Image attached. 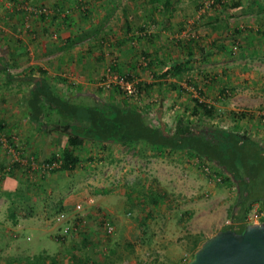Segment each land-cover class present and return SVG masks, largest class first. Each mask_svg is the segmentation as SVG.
<instances>
[{
	"label": "rangeland",
	"instance_id": "rangeland-1",
	"mask_svg": "<svg viewBox=\"0 0 264 264\" xmlns=\"http://www.w3.org/2000/svg\"><path fill=\"white\" fill-rule=\"evenodd\" d=\"M106 1L108 6L115 8L121 2L126 5L131 0ZM228 2L214 3L204 11L213 13L217 7L225 10ZM263 12L262 8L245 7L229 10L224 17L216 13L210 21L216 24V28L200 29L196 41L190 37L193 33L195 36L196 31L191 34L185 31L181 38L174 36L181 31H172L169 46L179 51L181 48L176 39L180 40L182 47L190 46L184 44L188 40L197 44L200 39H207V34L208 38L230 40L232 46L227 55L230 62L213 59L189 63L186 60L178 75L162 77L151 73L133 77L140 85H150L148 93L138 90L135 99L123 97L114 86H99L107 90V94L112 92V100L118 103L139 101L147 104L149 108L141 111L144 121L151 125L158 122L166 133L172 131L177 115L191 122L193 131L210 125L232 129L264 147V123L257 116L264 110ZM193 17V13L185 15L186 20H197L199 25L208 20L205 15ZM110 18L115 19L113 12ZM108 36L112 37L111 31L104 35ZM141 47L142 44L139 49L135 45L134 50L140 51ZM129 49L133 51V47ZM139 55L145 61L143 53ZM229 67H233V71L227 72ZM222 69L226 70L225 75L218 74ZM1 79L0 82L4 80ZM19 81H22L19 82L22 87L26 82L30 85L28 79ZM53 89L57 96L67 97L61 89ZM194 98L213 107L211 116L191 114ZM155 105L160 108L158 118L152 113ZM231 111H249L256 117L235 119ZM2 115L0 109V118ZM23 123L20 127L3 124L0 130V161L7 157L9 160L0 167V264L15 263L24 258H37L44 264H73L77 258L95 259L97 264H130L132 260L140 264H185L194 250L191 245L193 237L205 239L230 222L229 211L236 205L238 187L209 180L201 170L206 163L186 152L156 151L139 142L114 145L107 150L108 154L104 149L107 144L84 143L73 149L78 162L68 171L39 174L34 170L28 173L24 164L15 162L13 170L17 178L15 183H10L6 175L9 177V165L14 156L24 163L32 158L34 164H39L49 155L59 153L65 144L59 138L66 139V129L56 125V130H48L56 131V145L50 141L53 146L48 154H34L30 150L35 141L29 136L40 134V130L28 122ZM48 145L46 140H39L35 147L44 149ZM132 149H137V153H132ZM253 163L254 177L247 184L248 190L253 195H264V154L253 159ZM122 167H125L124 171ZM143 191L153 196L156 203L146 201ZM75 203H80L82 210L74 211ZM10 210L15 224L11 223ZM61 212L64 213L62 223L72 222L75 216H80L84 224L75 233H67L61 240H55L61 224L55 217ZM101 218H107L113 226L111 234L103 233ZM83 236L89 243H82Z\"/></svg>",
	"mask_w": 264,
	"mask_h": 264
},
{
	"label": "crops",
	"instance_id": "crops-1",
	"mask_svg": "<svg viewBox=\"0 0 264 264\" xmlns=\"http://www.w3.org/2000/svg\"><path fill=\"white\" fill-rule=\"evenodd\" d=\"M200 1L131 0L126 5L121 2L114 8L108 6L106 0H0V61L4 65L2 69L4 72L0 73V79H4L0 82V109L3 114L0 121L5 125L19 127L22 122L25 125L28 122L34 128H39L40 134L33 133L34 135L29 136L32 141H35L30 151L34 154L40 152L44 155L48 154L53 146L50 141L55 143L58 139V136L54 134L56 131H48L49 128L43 125L40 127L31 122L26 102L30 88L37 81L42 80L51 87L52 91L53 88H57L67 93V97L64 98L74 103L93 108L128 107L139 113L144 112L145 108H149L144 102L118 103L112 100V92L108 90L109 94H107L105 92L107 90L99 86V81L107 70L125 72L137 78L139 75L160 74L173 63L186 60L189 63L213 59L220 62L229 61L227 55L229 56L232 43L230 40L222 41L210 36L208 38L209 34L204 33L207 39H200L197 44L190 43L191 41L188 40L184 44L190 46L183 45L184 50L180 40L176 39L181 48L179 51L169 46L172 31H181L174 35L178 38H181L185 31L190 34L191 31H196L198 33L195 36L194 33L190 35L196 41L195 38L200 35V29L216 28V24L210 23L212 16L214 15V18L216 13H221L220 15L224 17L223 14L228 13L229 10L237 11L245 7L264 9V0H229L225 10L217 7L213 14L201 11ZM41 5L49 9L48 15L33 12L34 8ZM112 12L115 17L113 20L110 18ZM188 13H193V18L200 15L207 16V23L199 25L197 20H186L185 15ZM226 25L231 26V23H226ZM126 26L131 31L125 34ZM261 28L264 29V24ZM110 31L112 37L110 38L109 34L108 38L104 37ZM144 33L150 39L144 36ZM128 39H131L129 43H127ZM140 44L142 47L139 51ZM135 45L138 47V53L148 54L145 61L139 55L140 53L134 50ZM130 46L133 47V51H130ZM117 49H121L119 53ZM173 51L175 53H172ZM231 68L233 67H229L227 72L233 71ZM225 72L226 70L222 69L218 71V74L225 75ZM4 73H7L9 78H6L8 76ZM27 79L30 85L26 82L24 87L20 86L19 82L22 83V81L19 80L26 81ZM13 80H15L14 83ZM153 110L155 118H158L160 110L158 105H155ZM48 117L50 120L56 119V115L51 110ZM55 126L51 130H56ZM39 140H46L49 143L48 147L36 148ZM59 140L62 143L66 141L60 138ZM104 144H107L104 146L107 154L108 149L114 145L117 147L120 145L112 142L100 143L101 146ZM20 150L22 151V148ZM20 150L18 152L21 153ZM134 151L137 153V149L131 150L132 153H135ZM7 160L8 157L0 161L2 162L0 167L5 162L9 163ZM13 167L10 166L9 177L6 175L10 183H15L17 178ZM124 170L125 167H122V171Z\"/></svg>",
	"mask_w": 264,
	"mask_h": 264
},
{
	"label": "trees",
	"instance_id": "trees-1",
	"mask_svg": "<svg viewBox=\"0 0 264 264\" xmlns=\"http://www.w3.org/2000/svg\"><path fill=\"white\" fill-rule=\"evenodd\" d=\"M214 3L220 4L219 1H215ZM130 31L126 26L124 33L126 34ZM145 34L144 36L150 39ZM143 55L145 58L148 56L147 53H143ZM184 63H173L162 71L160 75L162 77L167 74H171L172 76L178 75L184 69ZM3 66L0 61V73L4 72L2 70ZM4 75L8 76L6 78H9L7 73H4ZM137 87L142 93H148L150 85L145 83L140 85L138 83ZM28 94L29 97L26 102L31 122L36 123L40 127L43 125L50 130L55 125L68 129V131L65 130V144L58 155L53 153L45 159L48 161H59L58 168L54 170H72L78 162V157L75 155L73 149L78 148L83 143L100 144L112 142L124 145L141 142L144 146L156 151L164 149L171 152H186L189 156H194L200 161L209 164V167L216 174H220L219 183H229L238 187L239 192L236 205L229 211L230 223L222 226L220 229L231 228L237 232L241 231L245 225L241 218H243L250 205L264 198V195L251 194L247 187L248 182L254 177L252 171L254 165L253 159L261 157L264 154V147L243 133L214 125L204 127L212 128V131L208 133H204L203 131L196 132L193 131L191 122L177 115L174 119L172 131L166 133L160 129L158 122L155 125L146 123L139 111L128 107L118 108L115 106L112 108L106 106L93 108L74 103L72 100L54 95L51 87L43 80L37 81L30 88ZM192 102L191 114L193 116L201 113V115L209 117L213 113V107L208 103L197 98L192 99ZM50 110L56 115V119L50 120V117H48ZM230 113L235 119H252L256 117L249 111H231ZM44 119L47 120L44 122ZM2 129L3 124L0 121V130ZM192 132L195 133L192 134ZM10 166H16V163L13 162ZM50 171L52 172L53 170ZM143 192L146 201L156 203V199L153 196L150 197L147 192ZM9 216L12 219L11 223L15 224L16 221L11 210L9 211ZM198 238V236L192 238L191 245L194 247V250L204 240ZM82 243H89L86 240V236L82 237ZM126 246L129 247L128 244ZM15 263L44 264L37 258L36 260L24 258ZM73 264H97V261L91 258L86 261L77 258ZM130 264L140 263L132 260Z\"/></svg>",
	"mask_w": 264,
	"mask_h": 264
},
{
	"label": "built area",
	"instance_id": "built-area-1",
	"mask_svg": "<svg viewBox=\"0 0 264 264\" xmlns=\"http://www.w3.org/2000/svg\"><path fill=\"white\" fill-rule=\"evenodd\" d=\"M215 1L222 2L224 0H202L201 2V11H204L208 7L211 6ZM33 12L36 14H43L48 15L49 9L41 5L37 8L33 9ZM138 79H134L133 77H129L126 73L117 72L113 70H107L105 74L103 75L101 81L99 82L100 86L103 87H116L119 92L122 94L123 97L127 99H135L138 95ZM258 116L260 117V121L264 123V110L258 113ZM55 155H58V153H54ZM13 162H19L21 164H24V167L26 169V172L30 173L34 170H36L39 174H44L49 172L50 170L57 169L59 166L58 160H43L39 164H34L32 158H30L26 163L21 162L20 159H18L17 156H14ZM201 170L205 175H207L209 180H212L214 182H218L220 180V177L218 174H216L207 164H204L201 166ZM82 205L80 203H75L73 205L74 211H80L82 210ZM64 218V213H59L55 220L59 221V230L55 234V240H61L64 235L67 233H75L80 229V225L84 224V220L80 216H75L72 222L69 223H62V220ZM263 221L264 222V198L261 200H258L256 202H253L251 207L247 210L245 215L243 216V223H250V222H258ZM229 224L230 222H226ZM101 224H102V230L105 235H109L113 231V226L108 221L107 218H101Z\"/></svg>",
	"mask_w": 264,
	"mask_h": 264
},
{
	"label": "water",
	"instance_id": "water-1",
	"mask_svg": "<svg viewBox=\"0 0 264 264\" xmlns=\"http://www.w3.org/2000/svg\"><path fill=\"white\" fill-rule=\"evenodd\" d=\"M197 131L208 133L212 128ZM185 264H264V222L246 223L238 232L217 230L201 241Z\"/></svg>",
	"mask_w": 264,
	"mask_h": 264
}]
</instances>
